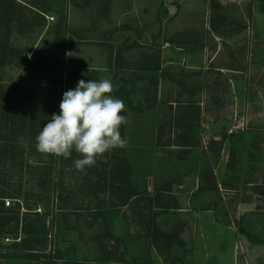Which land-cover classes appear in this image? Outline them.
I'll use <instances>...</instances> for the list:
<instances>
[{"label":"rangeland","instance_id":"1","mask_svg":"<svg viewBox=\"0 0 264 264\" xmlns=\"http://www.w3.org/2000/svg\"><path fill=\"white\" fill-rule=\"evenodd\" d=\"M15 1L6 42L24 53L1 67L4 93L109 79L128 143L103 174L101 160L80 172L75 151L55 162L21 137L23 168L0 171V264H162V235L202 230L204 210L228 219L207 234L264 232V0ZM124 156L139 193L126 202Z\"/></svg>","mask_w":264,"mask_h":264},{"label":"clouds","instance_id":"2","mask_svg":"<svg viewBox=\"0 0 264 264\" xmlns=\"http://www.w3.org/2000/svg\"><path fill=\"white\" fill-rule=\"evenodd\" d=\"M115 87L109 79L79 80L75 89L64 92L59 114H53L36 136V149L43 154L68 159L73 151L77 171L94 167L105 154L127 147L120 128L129 123L122 99L114 98Z\"/></svg>","mask_w":264,"mask_h":264},{"label":"trees","instance_id":"3","mask_svg":"<svg viewBox=\"0 0 264 264\" xmlns=\"http://www.w3.org/2000/svg\"><path fill=\"white\" fill-rule=\"evenodd\" d=\"M0 14L2 16V25H4V32L2 30L0 32L1 71V67L5 65V63L8 61L7 59L11 58L12 56L21 59L24 51L14 49V47L10 46L6 42L9 39V35L11 33V20H17L16 16L18 17L19 15L16 1L0 0ZM60 44H62V40L60 41ZM1 87L2 86L0 85V171L3 169V167H10L12 165H17L20 167V169H22L24 165V149L19 143V139L25 136L26 138H30L32 142L36 144V136L39 134L42 128L48 122H50L52 113L57 108L56 105H60L63 96L62 94L59 96L57 94H53L52 96H40L38 94H32L30 88L24 86L19 88L17 87L14 92L9 91L5 94ZM51 158L55 162L58 161L54 155H51ZM135 160L136 157H132L130 163L125 156L120 159L123 172H125L122 180H126V183L129 184L131 183L130 175L132 173L133 163ZM100 163L101 165L98 166L101 167L100 169L102 172H104L103 174H105L107 168L109 167V162L106 160V162L100 161ZM41 164L42 166L44 165V163ZM120 178L121 176L119 179ZM5 180L6 179H3L2 182L4 183ZM117 187L114 189H117L118 191L120 188ZM21 192V190H17L16 194L19 195ZM6 194V191H4L0 186V213L3 215L1 219L2 228L5 225H8L10 222V219L6 217L8 213L5 209V199L7 198ZM138 194L139 193L136 188L130 184V186L126 189V198L124 202L130 200L133 197H137ZM41 200H44L43 196L36 197L37 202H40ZM43 230H45L46 234H48L47 225L46 227H43ZM240 230L246 231L244 228ZM167 241H169V239H167ZM28 258L31 260H38L37 255H28L27 259Z\"/></svg>","mask_w":264,"mask_h":264},{"label":"crops","instance_id":"4","mask_svg":"<svg viewBox=\"0 0 264 264\" xmlns=\"http://www.w3.org/2000/svg\"><path fill=\"white\" fill-rule=\"evenodd\" d=\"M207 182L208 180H206ZM205 191L211 192L208 184H206ZM220 203L224 204V202ZM251 205L252 202H249L244 208ZM209 213L204 210L197 214L196 220L201 222L199 226L202 227V230L196 233L186 234V237L182 231L168 233L165 236L161 234L165 241L169 239L165 246L160 245V253L168 252L164 259L166 261H163L162 264H264V232L252 233L248 230H240V232L234 231L233 233L214 231L207 234V228L210 230L209 224L226 225L228 221L225 212L222 213L223 221L222 217H214ZM172 241L176 250L174 248L168 250L171 248ZM142 245L140 244V254Z\"/></svg>","mask_w":264,"mask_h":264},{"label":"built area","instance_id":"5","mask_svg":"<svg viewBox=\"0 0 264 264\" xmlns=\"http://www.w3.org/2000/svg\"><path fill=\"white\" fill-rule=\"evenodd\" d=\"M11 202L10 201H6V207H10Z\"/></svg>","mask_w":264,"mask_h":264}]
</instances>
